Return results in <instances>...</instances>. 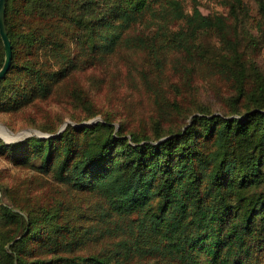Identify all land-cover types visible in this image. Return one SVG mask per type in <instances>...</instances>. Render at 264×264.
<instances>
[{
	"label": "trees",
	"instance_id": "16d2710c",
	"mask_svg": "<svg viewBox=\"0 0 264 264\" xmlns=\"http://www.w3.org/2000/svg\"><path fill=\"white\" fill-rule=\"evenodd\" d=\"M191 1L187 12L183 0H6L12 59L0 81V107L18 110L47 99L78 68L79 57L69 56L63 40L69 26L81 38L77 50L85 65L119 46L152 48L160 37L184 54L203 32L225 39V18L204 15ZM254 2L264 21V0ZM230 8L237 21L238 12ZM151 9L159 13L153 16ZM52 33L58 36L54 42L48 41ZM45 41L53 65L48 58L30 59ZM4 56L0 38V68ZM238 66L240 78L245 67L241 61ZM18 73L19 82L9 90L10 75ZM236 90L230 114L199 112L166 134L126 137L104 120L67 126L47 138L0 140L5 159L50 175L71 194L101 196L107 208L99 217H135L123 231L127 239L108 254L85 250L96 229L77 222L88 218L84 209L97 213L95 205L41 198L25 203L22 214L0 203L7 217L0 214V223L16 228L0 244V264H124L144 244L145 252L160 254L166 264H264V82L243 112L242 83Z\"/></svg>",
	"mask_w": 264,
	"mask_h": 264
},
{
	"label": "rangeland",
	"instance_id": "374dc122",
	"mask_svg": "<svg viewBox=\"0 0 264 264\" xmlns=\"http://www.w3.org/2000/svg\"><path fill=\"white\" fill-rule=\"evenodd\" d=\"M197 4L204 15H222L228 33L225 39L213 31L201 33L190 54L176 50L160 37L152 48L119 46L100 61L97 57L92 65H85L83 52L77 50L81 38L73 36L74 28L69 26L63 40L69 56L76 53L80 65L53 87L47 99L36 100L18 110L0 107V130L5 129L9 137L0 134L1 142L9 144L31 136L47 138L53 135L52 131L58 133L67 126L104 120L111 121L115 131L122 129L126 137L130 132L166 134L183 128L199 112L230 114L231 98L236 95L239 83L244 88L239 110L245 111L252 96L259 94L258 84L264 82V21L254 0H197ZM183 5L187 12L191 11V0H183ZM230 5L238 12L237 21ZM149 12L153 16L159 13L157 9ZM57 39V34L52 33L48 41ZM48 41L33 51L32 61L35 57L39 61L49 59ZM49 60L53 65L55 59ZM240 61L245 74L237 78ZM21 76V73L10 75L9 90ZM41 198L53 203L71 198L81 208L95 205L97 213L84 209L88 218L77 219L84 226L94 224L96 229L85 250L113 252L120 241L127 239L123 231L131 227L133 222L129 221L135 218L123 221L113 215L99 217L107 207L98 194H71L50 175L17 165L0 155V203L12 212L24 214L20 209L25 203H39ZM0 214L7 218L1 211ZM6 223H0V244L16 232L13 223ZM146 250L144 244L124 264H166L163 256Z\"/></svg>",
	"mask_w": 264,
	"mask_h": 264
},
{
	"label": "water",
	"instance_id": "95a60500",
	"mask_svg": "<svg viewBox=\"0 0 264 264\" xmlns=\"http://www.w3.org/2000/svg\"><path fill=\"white\" fill-rule=\"evenodd\" d=\"M5 3L6 0H0V38L4 47V62L0 68V81L4 78L8 72L12 59L11 43L7 34L5 25Z\"/></svg>",
	"mask_w": 264,
	"mask_h": 264
},
{
	"label": "bare ground",
	"instance_id": "6f19581e",
	"mask_svg": "<svg viewBox=\"0 0 264 264\" xmlns=\"http://www.w3.org/2000/svg\"><path fill=\"white\" fill-rule=\"evenodd\" d=\"M0 134H1L2 136H4V137L9 138V137H8V133H7L6 130L3 129V128H1V130H0Z\"/></svg>",
	"mask_w": 264,
	"mask_h": 264
}]
</instances>
